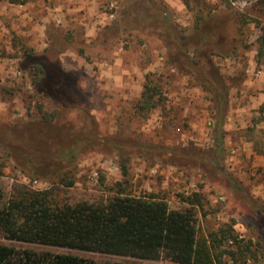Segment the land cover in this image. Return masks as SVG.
Here are the masks:
<instances>
[{
  "label": "rangeland",
  "instance_id": "1",
  "mask_svg": "<svg viewBox=\"0 0 264 264\" xmlns=\"http://www.w3.org/2000/svg\"><path fill=\"white\" fill-rule=\"evenodd\" d=\"M229 3L240 12L264 17V12L253 9L252 0H205L204 13L214 18L228 15L222 32L238 39L235 52L212 56L219 72L233 80L226 94L221 171L208 164L172 165L149 155L124 160L101 141L83 146L75 159L53 166L29 154L53 146L47 134H40L46 123L64 134L81 131L88 122L82 109L95 122L99 138L210 149L216 143L211 94L191 75L167 63L160 35L164 17L175 36L192 48L194 0H0L3 200L13 195L15 187L52 188L58 200L76 201L120 184L133 193H158L173 208H181L182 196L200 192L206 213H198L202 229L216 230L234 222L238 238L253 250L246 264H264V50L258 54L259 26L250 22L241 35ZM42 66L55 76L59 73L63 86L59 77L48 88L41 85ZM145 75L160 84L164 104L143 113L136 105ZM57 89L72 95L76 106L61 107ZM122 162L128 169L125 176ZM0 243L108 257L8 240L1 231Z\"/></svg>",
  "mask_w": 264,
  "mask_h": 264
},
{
  "label": "trees",
  "instance_id": "2",
  "mask_svg": "<svg viewBox=\"0 0 264 264\" xmlns=\"http://www.w3.org/2000/svg\"><path fill=\"white\" fill-rule=\"evenodd\" d=\"M21 3L24 0H7ZM228 1V0H227ZM237 1V0H229ZM195 25L193 44L189 48L184 39L175 36L174 29L164 17L160 31L165 41L166 60L180 72L191 75L211 94L215 116L216 143L207 151L189 150L149 141L116 138H99L95 122L87 110L82 109L85 127L78 132L64 134L63 130L46 123L40 134H47L51 144L46 151L29 153L46 165L71 161L78 157L83 146L92 142H106L119 151L126 160L130 155L159 158L163 162L191 167L193 164L210 165L224 169L222 162L223 120L226 114L227 91L232 78L224 77L212 62V56L233 53L237 49L236 37L222 32L228 15L222 17L205 14V0H194ZM232 16L239 24L238 31L250 22L259 26L258 54L264 50V17L258 19L251 12H240L228 4ZM253 9L264 12V0H252ZM190 6V5H189ZM158 20V18H157ZM41 85L48 86L59 77L45 66L39 67ZM228 79V80H227ZM60 86V87H61ZM57 87V86H56ZM43 90V88H42ZM55 98L64 109L75 105L72 95L57 89ZM164 104L160 84L149 75L145 82L137 109L148 112ZM49 141V140H48ZM49 141V142H50ZM146 155H149L148 157ZM51 166V167H52ZM122 173L128 169L122 162ZM228 176V175H227ZM69 181L67 186H71ZM240 191V187H238ZM246 196V195H245ZM185 204L173 208L168 200L155 192L140 190L133 193L123 185L101 191L98 195L76 201L58 200L54 189L16 188L6 201L0 190V231L8 240L64 248L108 257H86L78 253L58 252L48 249L17 248L0 243V264H246L252 247L238 238L232 223H225L216 230L204 231L198 213L204 216V196L192 192L181 197ZM229 245L224 247V242Z\"/></svg>",
  "mask_w": 264,
  "mask_h": 264
}]
</instances>
